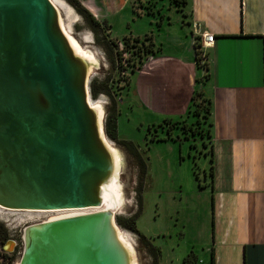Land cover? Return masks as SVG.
Returning <instances> with one entry per match:
<instances>
[{"label": "crops", "instance_id": "obj_1", "mask_svg": "<svg viewBox=\"0 0 264 264\" xmlns=\"http://www.w3.org/2000/svg\"><path fill=\"white\" fill-rule=\"evenodd\" d=\"M79 2L108 34L115 21L119 43H147L117 94L116 138L131 140L119 128L120 116L127 123L132 116L144 130L146 170L148 145L185 142L194 191L209 196V230H197L194 244L207 264L211 249L213 264H264V0H160L154 12L131 0ZM204 31L214 38L199 65L193 44ZM198 101L208 104L205 114ZM195 123L204 135L188 132ZM167 150L159 155L166 162Z\"/></svg>", "mask_w": 264, "mask_h": 264}, {"label": "water", "instance_id": "obj_2", "mask_svg": "<svg viewBox=\"0 0 264 264\" xmlns=\"http://www.w3.org/2000/svg\"><path fill=\"white\" fill-rule=\"evenodd\" d=\"M97 61L77 52L51 0H0V206L98 207L114 171L104 109L89 103ZM91 100V99H90ZM111 208L24 224L17 264H132ZM13 240L3 248L10 251Z\"/></svg>", "mask_w": 264, "mask_h": 264}, {"label": "rangeland", "instance_id": "obj_3", "mask_svg": "<svg viewBox=\"0 0 264 264\" xmlns=\"http://www.w3.org/2000/svg\"><path fill=\"white\" fill-rule=\"evenodd\" d=\"M63 1L72 9H69L70 13L68 11V14L62 8L60 9L64 25L69 26L70 29L68 28V31L71 35L97 61V65L89 74L88 83L91 79L97 82L106 79L110 90L114 94V98L117 100V94L121 90L128 69L133 68L138 63L146 47V41L138 38L136 41L128 39L127 42L119 43L113 37L116 35L115 21H113L110 34L102 27L105 30L104 37H96L85 18L66 0ZM159 1L131 0V4L141 10L154 12L159 6ZM103 38L109 41L107 47ZM90 99L92 101H101L105 117L106 110L110 105L109 97L99 92L95 97H91L90 95ZM199 103L198 101V106ZM129 119L130 121L127 123L124 121V117L120 116L119 129L129 134V137L139 146L140 152L143 155V150L146 147L142 138L144 130L140 127L137 130L132 116ZM199 126L200 124L196 123L193 127L190 125L187 128L189 129L188 132L195 134L197 137L201 130H203V127L200 128ZM107 138L111 141V145L116 147L115 149L120 161L118 181L121 184L123 203L120 209L115 212V217H126L133 213L138 206L137 196L134 191L137 186V168L133 162L132 155L127 149L119 142L110 139L108 136ZM162 144L157 143L152 150L148 149V145L146 150V155H150L151 165L147 166L146 175L142 181L140 190L141 207L135 220L137 232L143 235L144 238L133 231L122 226L120 227L128 235L127 238L131 245H133L136 264H152L155 259L157 264H187L182 258L189 250H192L196 255L195 262L192 264H207V257H203L200 246L194 244V241L198 238L196 237L197 230H201L204 233L209 230L210 215L208 208L205 209V205L209 204L208 193L196 194V191H194L196 181L192 175L191 158L187 155L185 149L188 148L187 144L185 142L180 143V154L177 153L180 144L176 143L172 147L167 145V148L172 151L166 156L167 162L165 158H159V155L163 152L169 153L167 148ZM196 162L201 167L203 160L200 158ZM200 169L198 168L197 173L198 181L203 183ZM0 209L4 210V212H14L0 217V231L6 237L14 238L17 242L9 251V264H17L22 247L20 240L24 224L37 221H29L23 214L27 212L38 214L36 218L44 220L54 218L59 214L49 212L56 211V209L45 211L16 210L1 206ZM145 240L158 248L157 254L153 253V249L148 247Z\"/></svg>", "mask_w": 264, "mask_h": 264}, {"label": "trees", "instance_id": "obj_4", "mask_svg": "<svg viewBox=\"0 0 264 264\" xmlns=\"http://www.w3.org/2000/svg\"><path fill=\"white\" fill-rule=\"evenodd\" d=\"M73 8H75V10L80 13L85 20L87 21L89 27L91 28V30L94 32L96 37H104V31L102 29V27L104 29H106V25L104 23H100L98 22L79 2V0H66ZM169 2L174 3V4H181L184 2V0H169ZM129 38H123L122 42H127ZM137 38H133V41H136ZM103 41L105 43V46L107 47L109 45V41L108 40H104ZM103 43V44H104ZM193 48H194V58L197 64H202L203 60L201 61V56H200V51L198 49V44L196 42H194L193 44ZM147 47H145L144 50H146ZM205 57V56H204ZM203 57V59H204ZM102 92L104 94H106L109 97L110 100V105L108 106L107 110H106V115L104 117V121H103V128H104V132L105 134L112 140L119 142L121 145L124 146L125 149H127V151L132 155L133 157V162L137 168V186L135 187L134 191L136 193L137 196V201H138V206L137 209L131 213L129 216L123 217V216H116V222L117 224H119L120 226L133 231L135 233H137L140 237L144 238L143 235H141L140 233L137 232V229L135 227V220L136 217L138 216L139 212H140V207H141V194H140V190H141V186H142V181L143 178L145 176V172H146V163H145V158L144 155L141 154L140 150L137 148V145L135 143H133L131 140H125V139H117L116 135H115V116L118 113V108L116 106V99L114 98V94L113 92L110 90L109 86H108V82L107 80H101V81H95L94 79H91L89 82V93L91 95V97H95L97 93ZM199 108L202 110V112L205 114L208 111V104L205 106L204 103L200 102L199 103ZM196 108V106H195ZM200 124V123H199ZM200 128L203 127V130H201V132L199 133L200 136L204 135L205 133V126L200 125ZM189 128V126H188ZM181 129H183V127H181ZM189 130V129H188ZM186 130L184 129L183 132ZM203 132V134H202ZM192 134V133H191ZM190 134V135H191ZM150 138L154 139H158L161 138V136H150ZM2 238L5 237L4 233H2ZM148 247L153 249V253L157 254L158 252V248L156 246H153L149 241L145 240ZM183 261H186L187 264H192L193 262H195V254L193 253L192 250H189L184 256H183ZM8 264V263H7ZM152 264H157L156 259L154 260V262ZM209 264H213V252L212 249L209 252Z\"/></svg>", "mask_w": 264, "mask_h": 264}, {"label": "bare ground", "instance_id": "obj_5", "mask_svg": "<svg viewBox=\"0 0 264 264\" xmlns=\"http://www.w3.org/2000/svg\"><path fill=\"white\" fill-rule=\"evenodd\" d=\"M51 1L55 4L56 8L58 9L59 23H60L61 28L63 29L64 33L66 34L67 38L69 39L70 44L73 46V48L77 52L87 56L90 60L96 62L94 57L92 55L88 54L85 51V49L82 48V46L77 42V40L68 31L69 26L68 25L65 26L63 23L64 20L62 19L60 9L62 8L65 11V13L68 14V11H69V9H71V7L69 5H67L63 0H51ZM69 13H70V11H69ZM89 103L92 104L95 108H97L99 112L101 111V109H102L101 101H99V100L92 101L89 99ZM109 145H110L112 151L114 152L115 165H114V171H113L111 177L109 178L108 182L101 187V204L98 207L88 206V207H82V208H64L65 210L56 209V211H49L50 213L51 212L59 213L54 218L66 216V215H70V214H75V213H80V212H84V211H88V210H94L97 208L108 207V208L113 209L114 211H117L118 209H120V206L123 203L122 202L121 184L118 181V179H119L118 174H119V170H120V161H119L117 150L115 149L116 147L112 146L111 144H109ZM40 211H45V210H40ZM7 213H14V212L13 211L4 212V210L0 209V217H3V215H5ZM47 213H48V211H47ZM23 215L26 216V218L29 219V221L38 220V219L44 220L41 218H36V215H38V214H33L30 212L24 213ZM51 219H53V218H51ZM119 236L125 242V244H127L129 246V248L131 249L132 254H133L132 264H136L133 245H131V243L129 242V239L127 238L128 235L126 233H124V231L122 230L121 233H119Z\"/></svg>", "mask_w": 264, "mask_h": 264}, {"label": "built area", "instance_id": "obj_6", "mask_svg": "<svg viewBox=\"0 0 264 264\" xmlns=\"http://www.w3.org/2000/svg\"><path fill=\"white\" fill-rule=\"evenodd\" d=\"M213 34L211 32H201L200 33V36H199V40H198V43L195 42L198 44V49L200 51V56H201V61L204 60L203 57L205 56L206 52H205V47L209 46L210 44H212L213 42ZM262 138H263V141H264V132L262 134ZM12 239L13 240V245H16V240L14 238H11V237H4L2 238V234H1V231H0V264H9L10 263V254H9V251H6L4 248H3V245H4V242L7 240V239ZM21 242V240H20Z\"/></svg>", "mask_w": 264, "mask_h": 264}]
</instances>
